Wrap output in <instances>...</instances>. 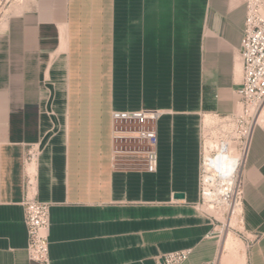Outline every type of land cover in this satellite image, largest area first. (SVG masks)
<instances>
[{
    "label": "crops",
    "instance_id": "0c3cea01",
    "mask_svg": "<svg viewBox=\"0 0 264 264\" xmlns=\"http://www.w3.org/2000/svg\"><path fill=\"white\" fill-rule=\"evenodd\" d=\"M244 18L243 0L9 8L0 36V264H41L26 250L27 171L49 204V264H157L183 249L185 264L224 263L216 220L200 204L201 127L206 115L242 109ZM113 110L158 116L115 122ZM138 126L156 131L153 172L146 140L131 132ZM240 172L239 220L253 240L239 263L264 264V105Z\"/></svg>",
    "mask_w": 264,
    "mask_h": 264
},
{
    "label": "built area",
    "instance_id": "2783aa9c",
    "mask_svg": "<svg viewBox=\"0 0 264 264\" xmlns=\"http://www.w3.org/2000/svg\"><path fill=\"white\" fill-rule=\"evenodd\" d=\"M7 1V0H5ZM245 18L239 46V57L242 67V80L236 90L242 110L240 114L250 116L249 131L244 136V142L239 148L240 158L234 173L240 172L243 158L247 152L251 129L256 118L261 114L264 105V0H243ZM158 113L146 110H113V121L126 120L144 122L155 120ZM135 137L146 140L148 148L144 151L147 157V170H156L157 136L155 129L138 126L131 131ZM30 153V151H28ZM28 153V155H29ZM30 156V155H29ZM32 156V155H31ZM30 156V157H31ZM27 161V159H26ZM241 172L237 184L238 194L242 193ZM24 206V223L27 232L28 256L41 264H49L48 229L49 204L37 199L34 190V176L26 174L25 194L22 200ZM189 249L167 252L157 259V264H185L190 256ZM203 264H222L218 257Z\"/></svg>",
    "mask_w": 264,
    "mask_h": 264
},
{
    "label": "rangeland",
    "instance_id": "374dc122",
    "mask_svg": "<svg viewBox=\"0 0 264 264\" xmlns=\"http://www.w3.org/2000/svg\"><path fill=\"white\" fill-rule=\"evenodd\" d=\"M22 2L23 0H0V36L2 35L3 25L8 16L9 8H13ZM241 110L226 117L208 116L210 120L208 122L204 121V123L207 124L205 125L203 123L201 127V160L198 174L199 193L201 198L200 204L201 208L216 220V235L220 239L222 245L221 252L224 254V263L222 262V264H240L239 262L244 260L245 248L247 244L253 240V238L250 236L247 237L244 234V228H242V224L239 220L240 209L236 208L235 213H233L231 210L232 205L236 203V201L237 203H240L241 195L238 194L237 190V184L240 175L239 171L235 173V185L233 188H229L228 190H225L224 193H220L223 197V200L216 199L213 202L214 207L209 206V202H207V200L204 198V194L208 187L211 188V190L216 187L215 185H211L208 182V179H205V175L208 173L206 172L205 168H203L205 155L204 152L213 154L216 151L215 146L217 147L218 142L230 140L231 145L235 147L233 152L239 153V148L244 142V136L249 131V126L251 123V117L249 115L243 116V114H240ZM30 154L33 158L32 151ZM29 158L30 156L27 155V163H30L33 160L32 159L30 161ZM32 170L33 169L31 167V172ZM227 239H231L235 243V249L232 252H224L223 250L224 242ZM228 258L231 259L230 262H228Z\"/></svg>",
    "mask_w": 264,
    "mask_h": 264
},
{
    "label": "bare ground",
    "instance_id": "6f19581e",
    "mask_svg": "<svg viewBox=\"0 0 264 264\" xmlns=\"http://www.w3.org/2000/svg\"><path fill=\"white\" fill-rule=\"evenodd\" d=\"M209 115L205 116L204 121L208 122L210 119L208 118ZM205 124V123H204ZM207 124V123H206ZM205 124V125H206ZM233 142V141H232ZM234 144V143H233ZM216 151L213 154L205 153L204 151V166L206 172L208 174L205 175V179H208V182L211 185H215L213 190L211 188H207L204 194V198L209 202V206L214 207L213 202L217 200H223V197L220 193H224L225 190L229 188H233L235 185V167L238 163V159L240 158V154L237 152H233L235 148L231 145L230 140L220 141L215 146ZM31 156V154L29 153ZM32 160V157L29 158ZM29 164V163H28ZM31 170V167L28 168ZM30 177L33 176L32 173L27 171L26 173ZM207 185V184H206ZM227 200V199H226ZM211 203V204H210ZM239 208V203H234L232 205L231 210L235 213V209ZM234 242L231 239H227L224 242V251L232 252L235 249Z\"/></svg>",
    "mask_w": 264,
    "mask_h": 264
},
{
    "label": "water",
    "instance_id": "95a60500",
    "mask_svg": "<svg viewBox=\"0 0 264 264\" xmlns=\"http://www.w3.org/2000/svg\"><path fill=\"white\" fill-rule=\"evenodd\" d=\"M183 195H184L183 193H175V194H174V197H175V198H182Z\"/></svg>",
    "mask_w": 264,
    "mask_h": 264
}]
</instances>
